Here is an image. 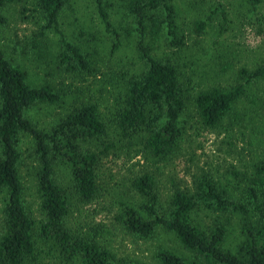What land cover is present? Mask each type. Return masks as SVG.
I'll return each instance as SVG.
<instances>
[{"label": "trees", "instance_id": "16d2710c", "mask_svg": "<svg viewBox=\"0 0 264 264\" xmlns=\"http://www.w3.org/2000/svg\"><path fill=\"white\" fill-rule=\"evenodd\" d=\"M16 1L0 0V264H142L117 256L103 239L102 225L88 224L85 229L70 224L75 207L101 201L104 160L122 155L130 160L140 153L146 168L129 180L140 199L121 201L114 223L143 240L166 230L194 252V258L188 259L160 247L154 255L156 264H264V152L244 178L237 172L217 176L199 167L190 183L179 185L176 177L166 178L164 171L180 160L187 116L196 115L198 129L208 132H217L227 120L239 117L248 88L264 81V59L251 68H237L222 60L215 46L209 52L208 47L198 45V62L203 63L199 64L211 66L210 71H203L232 76L234 83L223 84L203 71L196 72L192 81L181 70L182 55L190 50V32H183L174 0H122L131 18L128 34L136 35L138 66L116 70L108 64L113 70V74L107 72L113 79L111 87L103 74L95 78L93 84L110 95L108 102L103 97L100 101L107 109L104 113L98 101L70 100L52 84L30 82L27 70L12 57L3 39L10 24L6 9ZM75 1L35 0L44 18L43 30L60 33L61 49H51L52 41L44 32L38 35L47 45L36 37L31 46L35 41V57L42 62L51 59L50 52L69 73L91 74L93 57L61 31V17ZM252 2L256 11L261 0ZM97 3L106 30L116 33L112 52L121 51L129 44L109 20L107 0ZM195 24L196 34L208 32L207 20L201 18ZM164 44L174 49V55L159 54L166 49ZM18 47L11 46V50L20 53ZM202 51L210 57L206 59L208 54ZM46 107L62 110L44 120L38 112ZM250 116L252 123L257 121L261 117L258 108ZM27 140L37 162L38 208L27 201L21 172ZM61 168L70 175V189L57 179ZM168 185L169 195L164 199ZM234 220L239 221L243 238L236 249H230L226 241Z\"/></svg>", "mask_w": 264, "mask_h": 264}, {"label": "rangeland", "instance_id": "374dc122", "mask_svg": "<svg viewBox=\"0 0 264 264\" xmlns=\"http://www.w3.org/2000/svg\"><path fill=\"white\" fill-rule=\"evenodd\" d=\"M106 11L109 12V20L114 29L122 35V41L126 45L121 51L112 52L113 43L117 41L115 32H108L105 23L98 12L97 0H76L72 6L61 17V31L67 40L79 46L88 57H93V72L77 73L58 65V61L51 55L49 61L44 62L36 59L31 43L36 37L39 43L46 42L40 33L47 34L52 41L51 49L59 50L61 36L57 31L45 27L44 18L37 10L35 0H17L6 9L10 24L3 34L7 49L12 57L20 62L28 72L30 82L35 86L52 84L58 87L70 100L81 98L82 100L98 101L101 110L107 113V109L100 101L108 102L110 95L99 86L93 84L95 78H102L109 87L113 84V70L108 64L115 65L117 69L138 66L136 50V35L128 34L132 31L131 18L127 14L124 1L107 0ZM179 15V24L183 32H190L188 40L189 51L185 53L181 62V70L192 81L196 72L210 71L211 66L204 67L198 62V45L208 47L222 52V60L228 64L234 63L237 68L243 65L251 68L254 64L264 59V0L254 11L252 0H174ZM218 8V9H217ZM217 9V10H215ZM205 19L208 22L206 32L196 34L195 21ZM20 46L11 50V46ZM50 46V45H49ZM166 49H161L159 54L174 55V49L164 44ZM203 52L208 54V52ZM210 54L206 57L208 59ZM18 58L21 61H18ZM173 58H176L174 56ZM175 61V59H173ZM95 68V70H94ZM137 69V68H136ZM135 72V71H133ZM205 72V71H203ZM207 77L214 76L218 82L223 84L234 83L232 76L214 75L206 73ZM116 74V73H115ZM115 87V86H114ZM116 88V87H115ZM258 108L259 119L252 123L253 110ZM242 110L239 117L227 120L225 125L217 132H208L198 129L196 115L187 116V137L181 151L180 160L164 169L166 178L176 177L177 183H190L192 174L199 167L214 171L217 176L230 175L237 172L240 178L248 176L250 166L254 159H259L264 152V81L250 86L242 98L239 106ZM62 109L45 108L40 109L38 116L48 120ZM237 118V119H236ZM45 120V119H44ZM188 139V141H187ZM29 141H24V162L21 165L22 178L24 180L27 201L34 208H38L36 193V170L37 162L32 155ZM110 156L105 159V169L102 176L105 180V191L99 203L86 204L74 208L70 218L73 227L77 225L88 228L90 225H102L103 239L107 246L119 257L138 261L142 264H156L155 252L160 247H165L176 253L191 259L194 252L182 245L174 234L166 230H159L154 237L143 240L119 229L114 223V214L120 210L121 201H137L140 197L129 183L137 172L145 169V158L142 153L132 157L130 160ZM158 173L160 171H157ZM225 177V176H224ZM57 179L66 189L71 188L70 175L61 168ZM165 180V178H164ZM170 180V179H169ZM168 187H165L164 199L169 195ZM133 200V201H132ZM3 194H0V230L2 223ZM32 208L35 212V210ZM206 220L208 217L202 214ZM240 223L233 221L231 231L226 241L230 249H236L241 244Z\"/></svg>", "mask_w": 264, "mask_h": 264}]
</instances>
